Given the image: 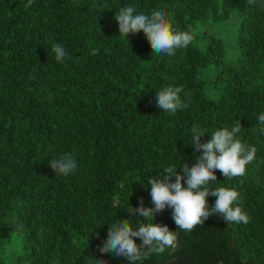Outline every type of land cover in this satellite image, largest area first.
I'll use <instances>...</instances> for the list:
<instances>
[{"label": "trees", "instance_id": "16d2710c", "mask_svg": "<svg viewBox=\"0 0 264 264\" xmlns=\"http://www.w3.org/2000/svg\"><path fill=\"white\" fill-rule=\"evenodd\" d=\"M0 0V264L20 236L17 261L28 264H129L101 253L109 227L151 223L129 207H154L149 178L196 163L191 128L206 132L241 123L237 138L256 148L243 176L207 187L235 189L249 222L212 215L178 230L171 209L155 224L177 231V247L144 264L185 258L195 264H264V0ZM166 13L176 32L193 39L173 55L152 53L144 34L119 35L116 14ZM237 15L238 65L225 62L223 40L197 33L198 24ZM53 44L66 57L57 62ZM96 54L93 55L92 52ZM208 79V80H207ZM180 87L187 108L156 107V92ZM208 90L212 92L210 96ZM71 154L77 167L55 174L49 161ZM182 174V173H181ZM174 180V178H173ZM215 197H206L208 206ZM237 206V205H234ZM137 244L141 241L133 238ZM169 264H183L173 262Z\"/></svg>", "mask_w": 264, "mask_h": 264}, {"label": "clouds", "instance_id": "9594fccd", "mask_svg": "<svg viewBox=\"0 0 264 264\" xmlns=\"http://www.w3.org/2000/svg\"><path fill=\"white\" fill-rule=\"evenodd\" d=\"M252 2L253 0H249V3ZM31 6L32 0H28L25 7ZM135 12V6H125L116 14L119 35L123 34L126 40L129 34L142 32L152 48V53L173 55L174 49L187 47L193 39L187 32L174 31L162 10H154L150 16L144 13L134 14ZM126 42L128 44L127 40ZM51 51L57 62L64 61L66 52L62 45L53 44ZM92 54L95 55L96 52L93 51ZM181 91L180 87L169 86L156 92V107L173 114L178 109L187 108V103L180 99ZM258 122L264 124V114L258 116ZM241 128L240 121H237L231 130H216L210 140L201 143V137L206 132L194 124L191 128V145L196 152H202L197 156L196 163L191 167L183 163L179 172L175 166H169L164 169L162 178H149V194L154 207H144L142 199L139 207H129L128 213L152 222L140 223L134 229L128 220H121L109 227L107 239L99 247V251L126 258L129 264H144L151 255H159L166 249L176 248L177 231L153 222L154 217L165 209H171V218L180 231H190L205 223L214 214L222 217L226 224H247L249 216L238 206L240 194L235 189L217 187L210 190L207 187L209 183L217 180L214 174L216 170L224 177L243 176L246 165L254 160L256 148L243 144L237 138ZM260 131L264 132V128ZM49 167L55 174L66 177L74 172L77 164L71 154H63L50 160ZM209 196L216 198L211 207L206 200ZM133 238H138L141 243L137 244ZM95 261L96 264H104L103 260Z\"/></svg>", "mask_w": 264, "mask_h": 264}, {"label": "rangeland", "instance_id": "374dc122", "mask_svg": "<svg viewBox=\"0 0 264 264\" xmlns=\"http://www.w3.org/2000/svg\"><path fill=\"white\" fill-rule=\"evenodd\" d=\"M239 18L237 15L225 22L212 23L205 22L198 24L197 33L204 35H214L223 40L225 46V62L230 65L237 66V60L239 58V51L237 49V29L239 26ZM208 80V79H207ZM208 94L211 96L212 92L208 90ZM23 251V241L20 236H13L10 243L3 248L4 264H28L25 260L17 261V257L21 255Z\"/></svg>", "mask_w": 264, "mask_h": 264}, {"label": "water", "instance_id": "95a60500", "mask_svg": "<svg viewBox=\"0 0 264 264\" xmlns=\"http://www.w3.org/2000/svg\"><path fill=\"white\" fill-rule=\"evenodd\" d=\"M173 262H179V263H183V264H195L193 262H191L188 259L185 258H172V259H168L160 264H169V263H173ZM212 264H223L221 261L215 260Z\"/></svg>", "mask_w": 264, "mask_h": 264}]
</instances>
